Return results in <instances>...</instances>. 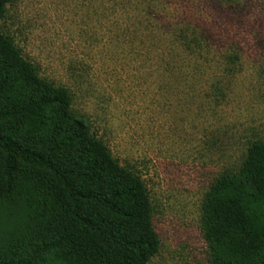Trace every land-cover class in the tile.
I'll list each match as a JSON object with an SVG mask.
<instances>
[{
    "label": "rangeland",
    "instance_id": "374dc122",
    "mask_svg": "<svg viewBox=\"0 0 264 264\" xmlns=\"http://www.w3.org/2000/svg\"><path fill=\"white\" fill-rule=\"evenodd\" d=\"M0 33L143 183L146 264H209L203 195L264 140V0H11Z\"/></svg>",
    "mask_w": 264,
    "mask_h": 264
},
{
    "label": "trees",
    "instance_id": "16d2710c",
    "mask_svg": "<svg viewBox=\"0 0 264 264\" xmlns=\"http://www.w3.org/2000/svg\"><path fill=\"white\" fill-rule=\"evenodd\" d=\"M69 106L0 33V264H146L145 187ZM200 230L209 264H264V140L204 193Z\"/></svg>",
    "mask_w": 264,
    "mask_h": 264
}]
</instances>
